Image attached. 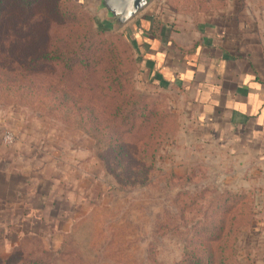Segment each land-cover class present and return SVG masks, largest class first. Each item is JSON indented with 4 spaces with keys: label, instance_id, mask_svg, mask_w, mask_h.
Here are the masks:
<instances>
[{
    "label": "rangeland",
    "instance_id": "obj_1",
    "mask_svg": "<svg viewBox=\"0 0 264 264\" xmlns=\"http://www.w3.org/2000/svg\"><path fill=\"white\" fill-rule=\"evenodd\" d=\"M6 1L15 13L0 25V264H264L262 187L215 169L194 107L144 79L126 33L142 18L198 31L229 8L263 18L264 0H151L111 32L88 0ZM49 7L64 23L49 20L44 38L20 14ZM40 44L76 64L20 68Z\"/></svg>",
    "mask_w": 264,
    "mask_h": 264
},
{
    "label": "crops",
    "instance_id": "obj_2",
    "mask_svg": "<svg viewBox=\"0 0 264 264\" xmlns=\"http://www.w3.org/2000/svg\"><path fill=\"white\" fill-rule=\"evenodd\" d=\"M126 29L144 79L194 107L201 148L220 154L215 169L262 187L264 230V17L229 8L197 32L173 18H142Z\"/></svg>",
    "mask_w": 264,
    "mask_h": 264
},
{
    "label": "trees",
    "instance_id": "obj_3",
    "mask_svg": "<svg viewBox=\"0 0 264 264\" xmlns=\"http://www.w3.org/2000/svg\"><path fill=\"white\" fill-rule=\"evenodd\" d=\"M41 0H32L31 3H26L24 2L25 6L26 5H30L33 4V2H35V4L40 3ZM52 1V0H51ZM79 5H82V0H77ZM12 6V2H7L6 0H0V19L2 20L1 24L2 25L5 21L6 18H8L11 14L15 13L13 11H15V7H11ZM5 8H9V10H5ZM11 8L13 9V11H10ZM19 10H24V8L22 7H17ZM33 11L27 12V13H23L20 15H25L23 16V19L26 20L28 18H34V24H36L37 26H40L39 30H38V36H42L44 38L48 37L49 35H46L48 33V28L50 27V25H52L51 23H49V20L54 21L56 24H58V26L61 27V25H63L64 20H60L58 14H59V8L54 7V8H47V12H37L38 14H33L34 16H32ZM31 15V16H30ZM65 17V16H63ZM4 21V22H3ZM7 21V20H6ZM88 32V31H87ZM85 33V32H84ZM87 34V33H85ZM34 37L41 39L40 37L36 36V34L34 33ZM97 35L96 32L90 30L88 32V36L90 37V39L94 36ZM87 37V35L85 36H81L79 35L77 39H82L85 40ZM43 44H40L37 48V50L35 51L33 58H27V60H25V62L23 63V66L21 64H19L18 62L16 64L21 65L20 68H24L26 71H30L32 73H36L41 69H38L39 66L35 63H41V62H66L67 65H72L74 66L76 63L72 60V58L67 55L68 53L66 52H59L57 50L56 54L53 56L51 55V52L49 51L50 46H48V48L44 47L43 49ZM96 53V58L98 61H102L104 59L103 54ZM94 53V54H95ZM30 54H33V52H31ZM69 56V57H68ZM91 56H85L82 60V64L84 63V65L86 66V69L90 68L92 65L87 63V59L90 58ZM97 62V61H96ZM116 79L113 81L115 82Z\"/></svg>",
    "mask_w": 264,
    "mask_h": 264
},
{
    "label": "water",
    "instance_id": "obj_4",
    "mask_svg": "<svg viewBox=\"0 0 264 264\" xmlns=\"http://www.w3.org/2000/svg\"><path fill=\"white\" fill-rule=\"evenodd\" d=\"M89 8L104 31H118L140 15L151 0H88Z\"/></svg>",
    "mask_w": 264,
    "mask_h": 264
}]
</instances>
